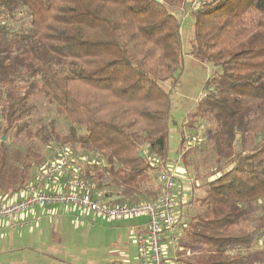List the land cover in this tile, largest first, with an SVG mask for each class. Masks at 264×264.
Here are the masks:
<instances>
[{
    "label": "trees",
    "instance_id": "obj_1",
    "mask_svg": "<svg viewBox=\"0 0 264 264\" xmlns=\"http://www.w3.org/2000/svg\"><path fill=\"white\" fill-rule=\"evenodd\" d=\"M188 2L0 0L2 136L13 130L22 136L38 112L34 99L41 93L68 124L66 133H54L58 144L47 142L54 152L48 159L57 149L88 156L80 179L107 205L157 200L161 185L150 188L148 178L156 176L152 159L167 172L173 169L168 160L172 100L163 85L175 87L184 64L181 17ZM193 14L187 55L221 67L222 73L208 81L199 109L206 112L209 132L188 145L209 154L203 163L206 196L190 211L194 194L186 201L178 188L176 227L182 234L172 260L248 264L254 232L242 226L254 206L264 215V0H203ZM18 15L23 23L13 34L20 51L8 56L3 38ZM27 135L35 139L41 133ZM33 178L23 177L11 191L0 183V195L20 193ZM257 243L263 246L264 236Z\"/></svg>",
    "mask_w": 264,
    "mask_h": 264
},
{
    "label": "rangeland",
    "instance_id": "obj_2",
    "mask_svg": "<svg viewBox=\"0 0 264 264\" xmlns=\"http://www.w3.org/2000/svg\"><path fill=\"white\" fill-rule=\"evenodd\" d=\"M18 16L19 21L14 23L15 25L3 38V49L8 56H14L20 51V41L13 34L23 23L21 15ZM194 24L193 12H187L181 17L184 64L176 73L175 87L169 83L163 85L171 92L172 100L168 160L171 164L177 165L176 169L182 171V174L177 172V177L180 179L175 182L176 192L178 188H183L189 194H194L190 211L195 210L198 201L206 196L203 184L207 181L204 177L207 168L203 163L207 161L209 154L205 150L188 148L189 140L209 132L210 124L208 126L206 121V112L199 109L208 94V81L222 73L221 67L203 64L187 55L194 40ZM34 102L37 104L38 112L29 119V126L22 132V136H16L15 130L6 136L0 133V183L4 191L16 188L23 177L26 181L30 180L37 167L54 153L47 142L54 146L58 144L54 139V133L67 132V122L57 115L54 107L41 93L35 95ZM2 123L0 117V126ZM189 124L194 127H188ZM28 133L31 135L41 133V136L32 139L27 135ZM182 138L183 151H181ZM2 141H5V145L1 144ZM2 152H5L3 159ZM78 157L80 156L77 155ZM148 186L154 190L158 189L159 182L154 174L149 175ZM13 198L10 197L7 202L13 201ZM76 213L77 223L75 217L72 222L66 217L63 223L56 226L47 223L32 233L27 227L22 232L16 231L13 241L10 242L8 239L7 242H0V264H119L118 260L124 251L130 255L132 261L136 260L133 223L142 217L109 221L92 216L87 218L78 209ZM247 227L254 232V243L252 248L248 249L249 258L246 261L248 264H253L260 260V264H264V245L260 246L257 243L259 237L264 236V215L258 207H253L251 219L248 224L242 226L243 230H248ZM167 244L170 245L169 240ZM200 247L195 245V249ZM169 250H172L171 247Z\"/></svg>",
    "mask_w": 264,
    "mask_h": 264
},
{
    "label": "built area",
    "instance_id": "obj_3",
    "mask_svg": "<svg viewBox=\"0 0 264 264\" xmlns=\"http://www.w3.org/2000/svg\"><path fill=\"white\" fill-rule=\"evenodd\" d=\"M202 1L189 0L184 14L197 11ZM198 138L190 139V143H200ZM89 162L88 156L77 158L70 149H57L54 158L40 164L35 179L23 191L13 196L0 195V220L15 218L35 207L68 206L109 221L146 217L147 232L136 241L138 264H179L166 258L164 248L165 237L177 228L176 169L167 172L158 160L152 159L151 165L161 185L162 195L150 203L111 206L103 201V195L95 197L90 194L89 186L80 179L84 166ZM59 177L65 179L63 190H49L46 186H51ZM10 197H14L13 201L7 202Z\"/></svg>",
    "mask_w": 264,
    "mask_h": 264
},
{
    "label": "crops",
    "instance_id": "obj_4",
    "mask_svg": "<svg viewBox=\"0 0 264 264\" xmlns=\"http://www.w3.org/2000/svg\"><path fill=\"white\" fill-rule=\"evenodd\" d=\"M181 163V160H180ZM171 168L176 169L177 165L171 164ZM176 172L182 174V171L179 169H176ZM37 170L35 171L33 175V179H35ZM65 179L63 177H59L56 181L52 183L50 186H46L49 188V190H55V191H62L64 187ZM45 186V185H44ZM45 187V188H46ZM183 194L185 195V199L190 200L191 194L188 193L187 190H184ZM177 195V205H176V213L178 212L179 202L181 200V196L179 192H176ZM21 197V196H20ZM79 210V209H78ZM77 208L74 206H68V207H49L45 209H41L38 207H35L31 209L29 212L19 215L12 219H6V220H0V242H7L8 239H10V242L13 241V235L16 231L22 232V230L29 228V232H34L37 229H40L44 224L47 223H53L54 226L57 224L65 222V218L68 217L70 221L72 222L73 217H75V222L77 219ZM84 213V212H82ZM84 215L89 218H98L95 217L92 214L84 213ZM117 221V220H114ZM77 223V222H76ZM90 225V224H88ZM133 230L135 235V248H136V260L132 261L130 259V255L127 252H122L120 255V259L118 260L119 264H138V249H137V243L136 239L139 236H142L146 234L147 232V219L141 218L137 222L133 223ZM182 234V230L179 228H176L173 233H170L168 236L165 237V252H166V258L168 260H172L174 258L173 252L175 248L176 242L174 241L176 238H178ZM169 240L170 245L167 244V241ZM171 247L172 250H169ZM134 262V263H133Z\"/></svg>",
    "mask_w": 264,
    "mask_h": 264
},
{
    "label": "water",
    "instance_id": "obj_5",
    "mask_svg": "<svg viewBox=\"0 0 264 264\" xmlns=\"http://www.w3.org/2000/svg\"><path fill=\"white\" fill-rule=\"evenodd\" d=\"M157 2H160V0H157Z\"/></svg>",
    "mask_w": 264,
    "mask_h": 264
}]
</instances>
